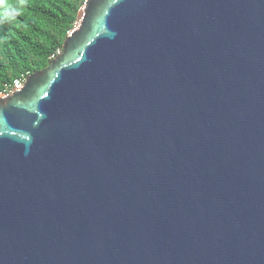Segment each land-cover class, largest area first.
I'll use <instances>...</instances> for the list:
<instances>
[{
	"label": "water",
	"instance_id": "95a60500",
	"mask_svg": "<svg viewBox=\"0 0 264 264\" xmlns=\"http://www.w3.org/2000/svg\"><path fill=\"white\" fill-rule=\"evenodd\" d=\"M77 19L0 97V264H264V0Z\"/></svg>",
	"mask_w": 264,
	"mask_h": 264
},
{
	"label": "trees",
	"instance_id": "16d2710c",
	"mask_svg": "<svg viewBox=\"0 0 264 264\" xmlns=\"http://www.w3.org/2000/svg\"><path fill=\"white\" fill-rule=\"evenodd\" d=\"M85 0H0V90L53 59Z\"/></svg>",
	"mask_w": 264,
	"mask_h": 264
},
{
	"label": "built area",
	"instance_id": "2783aa9c",
	"mask_svg": "<svg viewBox=\"0 0 264 264\" xmlns=\"http://www.w3.org/2000/svg\"><path fill=\"white\" fill-rule=\"evenodd\" d=\"M78 25V19L73 23V27L67 31V35L71 33L73 28H75ZM62 51V48H58L53 54L50 55V58H54L58 54H60ZM26 75L22 74L12 80L11 83L5 84L4 87L0 90V97L4 98L6 95L9 96L13 92L18 91L20 88H22L24 80Z\"/></svg>",
	"mask_w": 264,
	"mask_h": 264
},
{
	"label": "rangeland",
	"instance_id": "374dc122",
	"mask_svg": "<svg viewBox=\"0 0 264 264\" xmlns=\"http://www.w3.org/2000/svg\"><path fill=\"white\" fill-rule=\"evenodd\" d=\"M6 1H8V2H12V1H18V0H6ZM79 22V21H78Z\"/></svg>",
	"mask_w": 264,
	"mask_h": 264
},
{
	"label": "bare ground",
	"instance_id": "6f19581e",
	"mask_svg": "<svg viewBox=\"0 0 264 264\" xmlns=\"http://www.w3.org/2000/svg\"><path fill=\"white\" fill-rule=\"evenodd\" d=\"M81 14V11H80V13H79V15Z\"/></svg>",
	"mask_w": 264,
	"mask_h": 264
}]
</instances>
